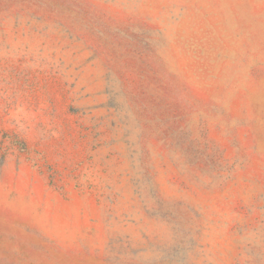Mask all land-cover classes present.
I'll return each instance as SVG.
<instances>
[{"label":"rangeland","instance_id":"obj_1","mask_svg":"<svg viewBox=\"0 0 264 264\" xmlns=\"http://www.w3.org/2000/svg\"><path fill=\"white\" fill-rule=\"evenodd\" d=\"M0 264H264V0H0Z\"/></svg>","mask_w":264,"mask_h":264}]
</instances>
